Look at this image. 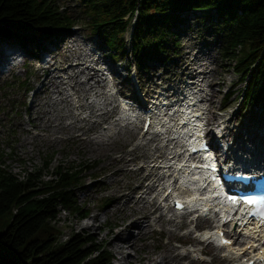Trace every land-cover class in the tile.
Instances as JSON below:
<instances>
[{"label":"trees","instance_id":"1","mask_svg":"<svg viewBox=\"0 0 264 264\" xmlns=\"http://www.w3.org/2000/svg\"><path fill=\"white\" fill-rule=\"evenodd\" d=\"M55 1L0 0V44L30 55L67 37L80 19L109 56L117 60L129 51L139 67L148 50L168 61L166 46L178 45L183 15L197 12L215 20L221 61L233 63L244 85L241 101L264 109V0H75L77 17ZM232 95L226 93L224 100ZM9 157L0 152V264H113L111 253L89 236L76 233L62 240L56 224L61 208L80 219L89 215L72 196L88 169L85 163L51 169L49 156L18 176L6 165Z\"/></svg>","mask_w":264,"mask_h":264},{"label":"rangeland","instance_id":"2","mask_svg":"<svg viewBox=\"0 0 264 264\" xmlns=\"http://www.w3.org/2000/svg\"><path fill=\"white\" fill-rule=\"evenodd\" d=\"M55 3L57 7L68 10L74 17L78 16L79 11L75 7V0H56ZM211 15L215 16L214 12H211ZM205 17V14L203 15L197 12L185 13L182 18L183 23L179 26L177 36L175 37L178 45H173L170 42L166 46L167 50L170 51L168 55L169 60L166 61V59L164 60V58L156 55V53H152V50L145 51V57H141L140 61H138L139 68L137 74L140 76L141 82H148L147 86L152 91L155 85L164 79L172 80L179 78L184 68L182 67L183 64L189 62L188 60L192 59L198 53L201 60L198 65L201 63L205 65L201 66L199 70L205 73L209 72V82L210 80L215 82V85L212 86L214 94L210 97V106H208L210 127L214 128L219 122L229 121L225 125L230 129L228 133L233 136L234 141H236L235 138H238L247 143L250 142V144L257 145L264 136V109L251 107L246 102L241 101V91L244 85L239 84L238 76L232 70L233 63L221 61V42L214 33V27L212 26L215 20ZM31 33L37 38L41 35L38 31H31ZM72 35L80 43V51L82 54H87L90 50H93L96 57L103 55L105 60L114 66L116 71L121 75L119 80L122 84L119 85V88L123 94L133 97L136 96L135 90H137V86L135 83L133 84L131 77L127 78V80L124 77L128 73L125 69L132 70L135 64V60L129 55V51L126 52V57L123 56L114 60L109 56L107 48L100 45L99 39L95 36H90L86 26L80 19H77L75 26L69 30L68 37ZM68 37L65 36L60 42H55L56 45L45 47L44 51L35 49L30 55L26 54L24 58L21 55L15 56L13 65L4 64V61L0 64V152L6 153L7 157L10 156L6 160V165L12 173L21 176L24 170H32L41 166L44 159L49 156L53 157L51 169L59 164L67 167L69 165L85 163L88 169L82 172L79 184L72 190V196L76 204L88 211L89 215L86 218L80 219L79 216L61 208L56 224L62 232V240L76 233L89 236L111 253L113 256V264H150V261L142 260V258L157 259L159 252L163 250L167 243L174 246L180 253L188 248H193L194 240L200 239L194 233L193 223L188 227H182L176 231V237L174 238H171V234L168 233L165 227L156 226L155 230L137 242V249L135 251L131 249L127 250L129 259H131L130 263L120 261V256L108 244L107 234L109 230H116L114 224L128 210L121 209L124 203V197L116 204L109 203V195L103 191V187L110 186V188L117 189V193L127 195L131 188L137 186V177L133 172L122 174L116 177L117 180L115 182L111 183L115 177L108 176L114 166H110L111 162L108 158L104 156H89L82 153L80 148L69 136L61 134V139L55 143L32 139V134L33 136L36 135L37 131L32 129L29 122V106L39 83L34 70L40 64L35 57H42L44 61L54 62L52 56L56 55V61H62V55H58L57 57V54H65L59 51V47L62 42L71 40V37ZM126 39L129 41V35H126ZM41 41L43 40H40L39 43ZM3 46L4 44H0L1 55L5 52V46ZM178 61H180L178 67L173 65ZM29 63H32L33 67L29 66ZM14 65H17V67L12 70L11 68ZM152 66H155V70L150 72ZM141 71H147L149 74L144 75ZM107 79L109 80V77ZM6 85L9 86V89L3 90ZM113 91L115 90L113 89ZM226 93H233V95L228 100H224ZM115 98L117 100V97ZM118 102H113V104L117 106L115 117L118 118L120 125L113 127L107 124L101 125L97 130L103 135L106 130H108L106 135H114L119 129L123 130V126H125L119 120L121 110ZM133 124H136V132L126 141L121 140L116 142V148L114 149L115 156H119L124 152L131 154L134 151L136 152V150L133 151L135 143L138 141V137L136 138V136L138 134H144V132L140 130L142 126L139 120ZM28 132H32V134ZM40 134L43 133L40 132ZM209 137L211 140L214 139L211 134ZM24 139L26 143L21 145ZM143 163V158H138L131 163L128 169L129 171L137 169ZM51 178L47 177L46 179ZM83 186L89 187L85 191L82 188ZM163 190L161 189V191ZM117 207L119 209H115ZM105 212H107V215H104ZM93 214L98 215L94 226L88 229L83 228L82 225L84 223L91 225L90 217ZM178 220H181V218H178ZM134 234L137 235V232H134ZM181 244L187 245L183 247L180 246ZM198 247L203 248V243H200ZM208 247L210 248V252L203 259L210 260V264H225L220 258L224 254L223 251L216 253L211 246ZM192 258L182 260V264H190ZM171 264L175 263L171 262ZM226 264L233 263L229 262Z\"/></svg>","mask_w":264,"mask_h":264},{"label":"bare ground","instance_id":"3","mask_svg":"<svg viewBox=\"0 0 264 264\" xmlns=\"http://www.w3.org/2000/svg\"><path fill=\"white\" fill-rule=\"evenodd\" d=\"M68 38L71 40L62 42L59 47V51L65 54H57V57L58 55H62V61H56V55L52 56L54 62L44 61L42 57H38L39 59L35 57L40 62L34 70L39 83L29 106V122L32 129L37 131V134L33 136L32 132L28 133L32 134L33 140H45L53 143L59 141L61 134H63L69 136L80 148L82 153L89 156L107 157L111 162L110 166H114L108 176L115 177L111 183L115 182L117 180L116 177L122 174L133 172L137 177V186L131 188L127 195L117 193V189L110 188V186L103 187V191L109 195V203L116 204L120 199L125 198L121 209H127L128 211L114 224L116 230L108 231L107 240L111 248L120 256L119 260L130 263L131 259H129L127 250L131 249L135 251L137 249V242L155 230L156 226L165 227L168 233L171 234V238H174L176 237V231L182 227L191 225L192 220H188L189 217L187 216H169L172 211L169 208H164L165 205H162V199L166 191L171 187H173L172 194L166 195L165 202L173 194L184 195L185 193L178 191L176 186L191 181L192 177L182 173L181 177L174 178V181H171L173 178L172 174L175 172L174 167L178 165L171 161L175 157L182 155V153L184 154V152L181 151V148L176 143H170L169 140L168 144H164V139L167 136L160 137L152 133L138 134L136 136V138L138 137V141L135 143L133 149L136 152L134 151L133 154L124 152L119 156H115L114 149L116 148V142L121 140L126 141L136 132V124L133 123L138 119L136 117L134 118V122L127 121L125 126H123V130L119 129L111 136L106 135L108 130L105 131L104 135L97 130L103 124L112 127L120 125L118 118L115 117L117 106L113 104L117 100L110 93V90L113 88L116 93H122V90L119 88V85L122 84L119 80L121 75L111 63L105 60L103 55L96 57L93 50H90L87 54H82L80 51V43L74 39V35ZM58 41L60 42L61 40ZM1 54L0 64L3 61L4 64L10 63V54ZM188 61L186 64H183L182 67L184 68L179 78L168 80L171 83L169 86L178 89L185 82H190L192 85L201 88L203 83L207 82L208 98L204 104L208 107L210 106V97L214 94L212 86L215 85V82L211 80L209 82V72L202 74L199 70L201 66L205 65L202 63L198 65L201 62L198 53ZM179 63L180 61L173 65L178 67ZM28 65L33 67L32 63ZM16 67L17 65L11 69L13 70ZM104 67L111 73V85H109ZM150 70V72L154 71L155 66H152ZM141 72L144 75L149 74L147 71ZM185 75L190 80L185 81ZM126 80L124 81L126 82ZM142 85L147 94L152 93L147 86V81H143ZM207 121V125L209 126L208 134H210L216 127H210V116H208ZM228 122H223V124ZM196 124L197 121L193 123V125ZM219 125L217 124V127ZM140 130L142 132V127ZM225 131L230 132L227 125H225ZM40 132L43 134H40ZM146 134H150V136ZM237 139L235 138L236 141ZM24 143H26L25 139L21 142V145ZM248 143L250 144V142ZM248 143L238 139L237 146H239V149L244 154H249L253 158V162L264 157V136L257 145L253 144L249 146ZM177 151L180 154H176ZM232 154L231 152L230 156ZM138 158H143V165L129 171L128 168L131 163ZM167 165L169 169L164 168ZM169 172L170 174L167 175ZM88 187L83 186L82 188L86 191ZM161 189L164 190L161 191ZM200 199L193 195H187V200L184 203L187 205H196ZM216 208L217 205L210 207L213 210ZM115 209H119V207ZM104 215H107V212ZM178 218H181V220H178ZM215 218H217V215H215ZM97 219L98 215L93 214L90 217L91 225L84 223L82 227L86 229L92 228ZM218 221L217 218L214 223H218ZM134 232H137V235ZM246 232L232 234L231 237L234 238L237 246L224 248L222 262H225V264L229 262L233 264H248L253 260V264H264V243H259L261 240L259 235L256 236L258 239H250L249 236L245 235ZM256 232L257 230H253L250 234L255 236ZM259 232L264 233V230L261 229ZM212 234L209 237V245L203 248L198 247L202 243L199 239L194 240L193 248H188L182 253L178 252L170 243H167L163 250L159 252L157 259L143 257L142 260L150 261V264H171V262L182 264V260L193 257L190 264H210V260L203 259L201 256L202 254L210 252L208 246L212 245ZM243 246H245L243 249H238V247ZM247 246L250 247L247 248ZM241 250H245V253L249 255L246 260L244 259L246 256L241 253Z\"/></svg>","mask_w":264,"mask_h":264},{"label":"snow or ice","instance_id":"4","mask_svg":"<svg viewBox=\"0 0 264 264\" xmlns=\"http://www.w3.org/2000/svg\"><path fill=\"white\" fill-rule=\"evenodd\" d=\"M238 179L240 180H245L246 178L245 177H237ZM253 201L252 200H248L247 203H252Z\"/></svg>","mask_w":264,"mask_h":264}]
</instances>
